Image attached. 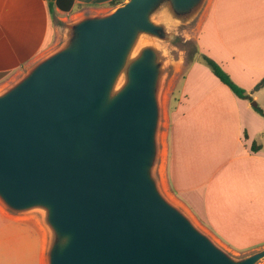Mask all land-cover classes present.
Wrapping results in <instances>:
<instances>
[{"label":"water","instance_id":"1","mask_svg":"<svg viewBox=\"0 0 264 264\" xmlns=\"http://www.w3.org/2000/svg\"><path fill=\"white\" fill-rule=\"evenodd\" d=\"M206 0H126L67 24L59 48L0 92V204L42 211L46 264H259L233 259L162 194L163 68L141 35L173 39ZM165 16L154 21V16Z\"/></svg>","mask_w":264,"mask_h":264},{"label":"crops","instance_id":"2","mask_svg":"<svg viewBox=\"0 0 264 264\" xmlns=\"http://www.w3.org/2000/svg\"><path fill=\"white\" fill-rule=\"evenodd\" d=\"M111 1L72 0L64 12L50 10L48 0H0V74L7 84L58 46L71 23L65 16L105 14ZM200 12L194 35L185 39L264 113V88L253 92L264 80V0H207ZM173 99L168 110L167 97L169 125L156 169L164 188L224 248L248 255L264 249V118L198 62L185 71ZM18 216L0 204V217L20 224L6 226L2 242L18 249L0 256V264H46L45 226L41 221L38 231Z\"/></svg>","mask_w":264,"mask_h":264},{"label":"rangeland","instance_id":"3","mask_svg":"<svg viewBox=\"0 0 264 264\" xmlns=\"http://www.w3.org/2000/svg\"><path fill=\"white\" fill-rule=\"evenodd\" d=\"M206 2H207V0L205 1V3ZM115 8L111 9L107 13H111L112 11L115 10ZM200 13L201 12H199L197 15H195L193 18H191L187 22H183V23L172 22L173 25H171V31H172L174 37L171 40V42H169V43L160 42V41L155 40L149 36L141 35V36H139V38H138V40H137V42L133 48L134 54H137L142 48H144L146 46H152V47L156 48L158 53L160 54L162 65H164V68H163L164 72H163V79H162L163 80L162 81L163 82L162 83V91H161V95H160L161 96V98H160V101H161V106H160L161 123H160V132H159V144H160L161 153H162L160 155L161 156L160 160H161L162 155H163L162 149L165 145V133H166L167 127L169 125V117L167 115V109H166L167 108V97L170 96V101H169V106H168V110H169L173 106V103H174L173 98L175 96V93H177V89H178L179 83L181 81V78L184 75L186 68L188 67L187 66V55H186V52L182 49L183 44L179 43L177 40L178 39L186 40L185 38L187 37L188 34L194 35ZM80 16L81 15L65 16V20H66V22L69 23V22H72V21L79 19ZM162 19L168 20V18L165 19V16L163 17L162 15L161 16L158 15V16L153 17V20L156 22L162 21ZM191 41H194V40L191 39ZM62 42H63V35H61L60 43L58 44V46L54 50L59 48L61 46ZM22 75H20L17 79H15L14 81H11L8 84L6 82L8 80L7 77H3L2 79H0V92L5 90L6 88H8L9 85H12ZM170 90H171V93H170ZM156 177L160 181V184H159L160 190H161L162 194L165 196V198L169 202H171L172 204H174L175 206L180 208L185 213V215L190 219L192 224L198 230H200L201 232L206 234L218 247H220L222 250H224L233 259H242L243 257L248 255V254H243L240 252H234L232 250H228V249L224 248L223 246H221L220 244H218L207 232H205V230L201 226L200 222L193 215H191V213L188 212V210L181 207L180 204L178 202H176V200L174 198H172L171 195L166 191V189L164 188V184L160 178L159 168H158V173L156 170ZM42 216H43L42 211L35 210V211L29 212V213L20 214V216H18V217H20V220L27 221L29 226H31V227H33L39 231V226H42V224H41ZM11 225L19 226L20 224L13 223L11 221L5 220L3 217H0V240H1L0 244L2 245V246H0V256H2V257H10L11 255H14L16 249H18V246H16L15 243H13L12 245H10V244L8 245V243L2 242V238L5 235H8L6 226H11ZM44 237H45V246H46L47 234H46L45 230H44ZM32 238H34V237H32L31 234H29V241L30 242H31ZM14 241H15V238L12 235V242H14ZM21 245H22V242H20V247H21ZM45 257H46V254H45ZM261 263H262V261L259 264H261Z\"/></svg>","mask_w":264,"mask_h":264},{"label":"trees","instance_id":"4","mask_svg":"<svg viewBox=\"0 0 264 264\" xmlns=\"http://www.w3.org/2000/svg\"><path fill=\"white\" fill-rule=\"evenodd\" d=\"M124 1L125 0H113L107 4V7L113 9L123 4ZM48 2H49L48 5H49L50 10H52L54 7H58L64 12L71 11L72 0H48ZM82 9H83V6L77 7V11H80ZM177 41L183 44L182 49L186 52V55H187V66L188 67L186 68V70L191 65H193L195 62L203 64L210 70L213 76H215L221 84L227 86L236 97L240 99L248 100L251 103V107L253 111L259 116H261L262 118H264L263 111L259 107H257V105L251 100L249 94H247L245 90L238 87L231 80L230 76L225 71H223L222 68L217 63H215L210 58L202 55L199 52L198 46L195 41L182 40V39H178ZM3 77H5V75L0 74V79H2ZM262 88H264V80H262L255 86V88L253 89V92L259 91ZM258 148L259 147L255 143H253L251 146V150L253 152L256 151Z\"/></svg>","mask_w":264,"mask_h":264},{"label":"bare ground","instance_id":"5","mask_svg":"<svg viewBox=\"0 0 264 264\" xmlns=\"http://www.w3.org/2000/svg\"><path fill=\"white\" fill-rule=\"evenodd\" d=\"M164 138V137H163Z\"/></svg>","mask_w":264,"mask_h":264}]
</instances>
